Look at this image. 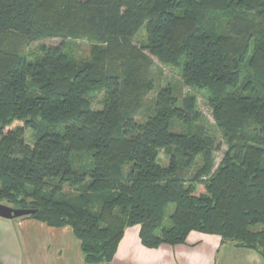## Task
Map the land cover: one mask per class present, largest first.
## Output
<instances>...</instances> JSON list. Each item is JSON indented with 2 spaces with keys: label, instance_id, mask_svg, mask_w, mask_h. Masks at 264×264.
I'll return each instance as SVG.
<instances>
[{
  "label": "trees",
  "instance_id": "1",
  "mask_svg": "<svg viewBox=\"0 0 264 264\" xmlns=\"http://www.w3.org/2000/svg\"><path fill=\"white\" fill-rule=\"evenodd\" d=\"M72 38L94 43L88 61ZM145 53L204 95L217 165L196 96ZM0 204L70 227L84 264H109L135 225L146 248L199 232L264 261V0H0Z\"/></svg>",
  "mask_w": 264,
  "mask_h": 264
},
{
  "label": "crops",
  "instance_id": "2",
  "mask_svg": "<svg viewBox=\"0 0 264 264\" xmlns=\"http://www.w3.org/2000/svg\"><path fill=\"white\" fill-rule=\"evenodd\" d=\"M139 231V225L124 230L109 264H264L253 251L222 243L216 235L191 232L184 244L146 248ZM0 264L84 262L70 227L51 228L25 218L0 220Z\"/></svg>",
  "mask_w": 264,
  "mask_h": 264
},
{
  "label": "rangeland",
  "instance_id": "3",
  "mask_svg": "<svg viewBox=\"0 0 264 264\" xmlns=\"http://www.w3.org/2000/svg\"><path fill=\"white\" fill-rule=\"evenodd\" d=\"M146 39L145 29L141 31L134 37L133 45L139 47L140 44L144 43ZM59 41L57 39H48L43 41L32 42L28 46L24 47L20 54L25 56L28 60H34L43 55V48L57 46ZM94 47V43L86 38H72L65 42V51L72 56L77 62L88 61L91 57V50ZM154 63L159 65L162 70L161 85L170 83L175 90V94L178 98L186 96L187 94H194L196 96L197 107L201 113V119L199 122L203 124L206 128V133L214 140L216 146L219 150L214 153V163L217 165L222 158L223 152L225 150L224 140L222 134L217 130L211 115V110L207 105L206 99L203 94L196 92L195 90L186 87L178 74L169 66L160 64L155 58L145 53ZM102 97H99V100ZM96 104V103H95ZM97 108L98 104L94 105ZM29 141V140H28ZM30 143V141H29ZM173 206H169L167 213L172 212ZM22 218V217H21ZM18 218V219H21ZM2 221H6L0 218ZM8 221V220H7Z\"/></svg>",
  "mask_w": 264,
  "mask_h": 264
},
{
  "label": "water",
  "instance_id": "4",
  "mask_svg": "<svg viewBox=\"0 0 264 264\" xmlns=\"http://www.w3.org/2000/svg\"><path fill=\"white\" fill-rule=\"evenodd\" d=\"M32 210L28 209H14L9 206L0 204V218L6 220L18 219L27 215L32 214Z\"/></svg>",
  "mask_w": 264,
  "mask_h": 264
}]
</instances>
